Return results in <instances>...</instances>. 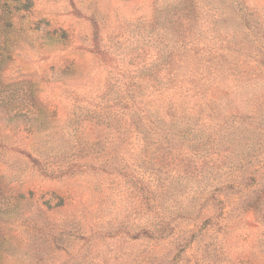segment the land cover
Returning a JSON list of instances; mask_svg holds the SVG:
<instances>
[{"label":"rangeland","instance_id":"obj_1","mask_svg":"<svg viewBox=\"0 0 264 264\" xmlns=\"http://www.w3.org/2000/svg\"><path fill=\"white\" fill-rule=\"evenodd\" d=\"M176 2L0 0V264H264V117L204 125L206 156L139 135L190 46ZM242 61L221 102L264 92Z\"/></svg>","mask_w":264,"mask_h":264},{"label":"trees","instance_id":"obj_2","mask_svg":"<svg viewBox=\"0 0 264 264\" xmlns=\"http://www.w3.org/2000/svg\"><path fill=\"white\" fill-rule=\"evenodd\" d=\"M187 1L177 0L173 5V9L180 11V17H187L189 22L190 46L184 55L182 51L177 54L183 64L170 69L163 67L165 80L156 78L149 93L143 91L145 87L137 89L141 95L148 96L146 103L153 105L145 115L138 110L144 117L138 123L143 126L138 131L143 143L168 153L176 152L177 157L185 150L192 152L194 147H206L201 156L208 154L215 145V137L205 131L207 123L214 124L219 132L238 120L264 117V101H261L264 92L258 87L257 91L252 90L253 99L240 103L221 102L212 88L221 81L226 93H231L235 89L227 82L236 83L239 90L254 83L258 74L250 72L243 59L264 67V0ZM181 36L186 35L181 33ZM160 60L166 63L164 58ZM178 136L183 141L175 147L173 139Z\"/></svg>","mask_w":264,"mask_h":264}]
</instances>
